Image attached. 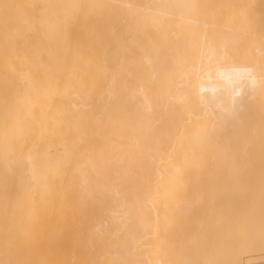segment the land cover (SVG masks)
Returning <instances> with one entry per match:
<instances>
[{
  "label": "bare ground",
  "instance_id": "obj_1",
  "mask_svg": "<svg viewBox=\"0 0 264 264\" xmlns=\"http://www.w3.org/2000/svg\"><path fill=\"white\" fill-rule=\"evenodd\" d=\"M0 264H264V0H0Z\"/></svg>",
  "mask_w": 264,
  "mask_h": 264
}]
</instances>
